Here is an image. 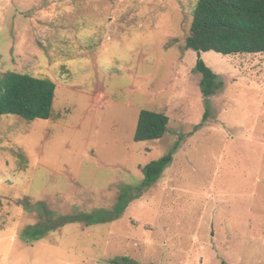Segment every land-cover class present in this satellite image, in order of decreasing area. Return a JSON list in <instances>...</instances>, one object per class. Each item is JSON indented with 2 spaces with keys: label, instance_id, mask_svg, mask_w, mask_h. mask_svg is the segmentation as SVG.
<instances>
[{
  "label": "rangeland",
  "instance_id": "rangeland-1",
  "mask_svg": "<svg viewBox=\"0 0 264 264\" xmlns=\"http://www.w3.org/2000/svg\"><path fill=\"white\" fill-rule=\"evenodd\" d=\"M197 2L0 0V74L56 83L48 119L0 118V264H264V53L202 52L224 81L207 101L186 47ZM142 109L170 117L161 139L134 140ZM176 142L118 219L24 237L41 209H112Z\"/></svg>",
  "mask_w": 264,
  "mask_h": 264
},
{
  "label": "trees",
  "instance_id": "trees-1",
  "mask_svg": "<svg viewBox=\"0 0 264 264\" xmlns=\"http://www.w3.org/2000/svg\"><path fill=\"white\" fill-rule=\"evenodd\" d=\"M186 47L198 53L196 70L201 74V90L208 101L223 87L224 81L205 62L201 53H264V0H198L193 10ZM55 93L56 83L51 79L17 71L0 74V118L4 114H14L30 121L48 119L52 115ZM169 122L170 117L164 112L142 109L134 140L138 142L161 139L169 130ZM179 144L176 142L167 154L142 167L144 178L138 184L125 186L119 192L112 209L60 216L57 222L53 221L51 210L41 209V220L34 226L27 227L24 237L28 238L27 241L42 238L66 222L86 220V223L92 225L103 220L118 219L132 201L141 197L163 177L166 168L174 161ZM26 207L30 210L34 208L30 205ZM109 262L138 264L127 256L111 259Z\"/></svg>",
  "mask_w": 264,
  "mask_h": 264
}]
</instances>
